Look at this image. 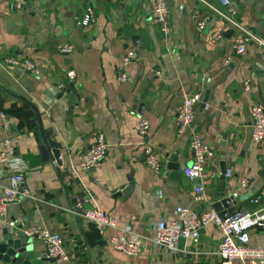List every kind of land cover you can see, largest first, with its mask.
I'll list each match as a JSON object with an SVG mask.
<instances>
[{
	"label": "crops",
	"instance_id": "obj_1",
	"mask_svg": "<svg viewBox=\"0 0 264 264\" xmlns=\"http://www.w3.org/2000/svg\"><path fill=\"white\" fill-rule=\"evenodd\" d=\"M232 1L238 18L264 38V0ZM152 2L26 0L16 9L11 0H0V111L6 115L0 143L9 135L29 167L24 183L29 197L7 206L0 241L8 232L16 235L19 226L38 225L60 234L67 261L46 258L42 264H221V234L213 224L200 228L197 242L180 239L174 249L153 242L155 224L173 218L177 206L196 212L212 208L219 189L231 194L241 180L246 186L239 198H246L235 208L253 213L264 205L254 201L264 193V142L251 141L249 117L253 103L264 107V50L250 44L245 54H233L232 29L213 12L203 28H196L192 12L208 11L201 0H168L164 32L151 17ZM89 5L93 20L76 25L74 17H83ZM61 42L72 44L70 55L58 52ZM129 49L139 59L127 66L128 79L120 82L117 67ZM8 57L28 59L35 71L7 64ZM70 68L73 80L66 76ZM192 92L201 94L194 122L178 132L181 95ZM140 118L149 123L146 137L137 130ZM97 132L104 134L106 154L95 168L77 169V156L93 144ZM195 132L213 151L201 179L205 199L199 201L183 172L191 162ZM43 135L60 143L61 166L42 161ZM146 144L162 158L157 171L144 162ZM224 169L230 175L221 178ZM8 185L7 176L1 177L0 195ZM126 187V193H115ZM77 198L85 200L84 209L113 217L117 228L98 229L78 217L73 211ZM124 228L137 236V256L110 245L109 238ZM30 241H36V256L45 257L44 242ZM249 244L264 247V228L251 231Z\"/></svg>",
	"mask_w": 264,
	"mask_h": 264
},
{
	"label": "built area",
	"instance_id": "obj_2",
	"mask_svg": "<svg viewBox=\"0 0 264 264\" xmlns=\"http://www.w3.org/2000/svg\"><path fill=\"white\" fill-rule=\"evenodd\" d=\"M14 8L19 9L25 6L26 0H11ZM207 7L205 14L194 10L191 14L195 21L196 28L204 27L209 19L210 12L222 18L232 29L231 43L232 51L235 55L246 53L247 46L255 44L264 50V38L254 32L244 24L236 14V8L232 0H217L218 4L208 0H201ZM170 16V6L168 0H153L151 5V17L159 28L166 32ZM93 20V9L89 5L85 9L83 17H74L76 25H82ZM221 33H216L215 38H220ZM58 52L63 55H70L73 46L69 42H61L58 45ZM139 55L133 49L127 50L121 56L120 65L117 67V79L125 82L129 73L127 66L138 60ZM7 64L20 66L27 71H35L34 65L28 59H18L16 57L5 58ZM228 60H225L227 62ZM75 70L70 68L66 72L67 78L73 80ZM244 88L248 89V82L244 83ZM201 100L199 92L184 93L181 95L180 106L177 113L176 125L178 132H184L190 128L194 122L195 105ZM250 117V138L256 145L264 142V107L261 103H253L249 110ZM6 121V115L0 111V125ZM138 133L146 137L149 132L147 119L140 118ZM192 152L191 162L184 169V176L193 181V198L196 201L204 200V187L201 179L207 160L212 156V149L203 141L199 133H193L190 139ZM107 151L104 134L97 132L95 141L84 152L76 158L75 167L81 170L95 168ZM162 158L151 146H144V162L152 170H159ZM29 167L16 153L12 138L5 135L0 143V178L7 176L9 185L5 187L0 195V218L6 214L7 206L12 202H18L24 197H29V192L25 188V174ZM230 175V171H226ZM246 186L245 180L239 182L238 187L230 195L234 200L239 197L240 189ZM264 202V193L255 198L254 201ZM83 198H77L73 202L74 213L85 222L94 224L98 229L112 227L117 228L116 220L100 210H88L83 208ZM213 224L220 232L221 238L218 243V255L221 264H232L234 260L241 261L243 264H264V247L252 246L249 244L251 231L264 225V205L257 212L239 211L232 214L225 213L221 217L214 209H205L196 212L187 206H177L174 210L173 218H163L155 224L153 242L158 245L174 249L175 244L180 239H191L198 241L199 230L206 224ZM9 227H14L13 221H8ZM18 235L25 239H39L46 246L45 257L56 262L67 261L68 255L63 245L60 234L49 232L47 229L38 225L19 227ZM113 249L123 252L128 256H137L141 251V245L137 236L124 228L121 233L113 234L109 238Z\"/></svg>",
	"mask_w": 264,
	"mask_h": 264
},
{
	"label": "water",
	"instance_id": "obj_3",
	"mask_svg": "<svg viewBox=\"0 0 264 264\" xmlns=\"http://www.w3.org/2000/svg\"><path fill=\"white\" fill-rule=\"evenodd\" d=\"M30 74H32V72ZM71 95H73V93L71 92L67 94V96H71ZM206 100H207V92H206V96L202 100L201 107L205 105ZM33 107L37 112L38 123L41 128V122H40L38 110L35 106ZM60 148H61L60 143L55 142L53 140H48L43 135L42 144L39 146V152H40L42 161L51 159L56 165L61 166L62 158L60 154ZM172 160H174V157ZM171 168L173 170H177L176 166H173ZM225 171L226 169L222 171L221 178L224 176ZM124 189L122 188L120 190H117L115 193L117 194L126 193L129 190V187H126ZM243 198H246V196H243L240 198L238 197L232 200L226 190L219 189V192L215 194L213 198L212 209L217 211L221 217H223L225 213L232 214L236 212L237 210L234 206L235 203L238 200H241ZM224 208L227 210H224ZM90 225L94 226V224L92 223H90ZM258 228H264V225ZM35 244H36V241H30L29 239H25L18 234L12 235L8 232L7 235H5V237L3 238V240L0 241V260L5 264H42L43 261L46 260V257L36 256L33 250V246ZM47 259H50V258H47Z\"/></svg>",
	"mask_w": 264,
	"mask_h": 264
}]
</instances>
